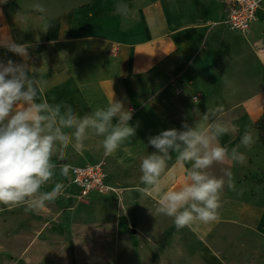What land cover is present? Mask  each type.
Listing matches in <instances>:
<instances>
[{
  "label": "crops",
  "instance_id": "crops-1",
  "mask_svg": "<svg viewBox=\"0 0 264 264\" xmlns=\"http://www.w3.org/2000/svg\"><path fill=\"white\" fill-rule=\"evenodd\" d=\"M117 3L129 5L128 17L116 12ZM64 4L66 8L57 14L17 1L0 6V39L29 45L27 61L0 46V61L28 63L35 70L31 75L42 82L41 98L70 104L81 116L106 106L114 96L132 111L129 125L136 133L107 157L102 148L97 149L101 138L90 137L79 150L70 146L64 161L54 155L58 166L70 163L82 167L102 161L106 171L107 162L114 157L118 172L133 184L139 182L140 158L155 151L148 143L150 137L173 128L183 130L184 123L194 126L201 121L199 113L212 111L209 101L187 115L172 96L174 81L192 85L204 101L218 96L219 106L222 101L235 103L228 110L233 135L229 149L240 143L245 130L264 113V59L251 50L255 42L264 46V0L246 33L225 24L221 0H64ZM45 22L51 24L47 32L43 31ZM221 81L225 84L219 87ZM226 138L220 136L219 143H225ZM175 155L172 153L169 169L175 164ZM184 178V169L177 166L169 186H179ZM54 181H58L55 176ZM68 181L78 196L79 190ZM105 183L123 192L108 176ZM53 186L50 182L44 187L50 191ZM131 190L139 193L135 187ZM141 197L130 203V215L126 214L120 225L127 219L135 225L141 217L153 219L156 200ZM221 202L218 221L185 228L198 240L235 227L247 234L260 231L264 210L245 196L240 186L227 188ZM165 230H171L169 240ZM165 230L158 235L159 242L154 241L155 234L138 237L141 255L148 258L160 250L172 252L181 247L172 218ZM216 241L225 244L223 237L216 236Z\"/></svg>",
  "mask_w": 264,
  "mask_h": 264
},
{
  "label": "clouds",
  "instance_id": "clouds-1",
  "mask_svg": "<svg viewBox=\"0 0 264 264\" xmlns=\"http://www.w3.org/2000/svg\"><path fill=\"white\" fill-rule=\"evenodd\" d=\"M35 7L43 11L41 5ZM115 9L122 17L130 15L127 3H117ZM50 27L45 22L43 31ZM0 46L27 61L29 45L4 37ZM33 72L26 62L0 61V205L9 209L23 206L26 212H38L70 195L66 191L70 185L54 181V176L59 167L60 176L70 180L76 169L70 163L58 166L54 155L64 161L70 146L79 150L86 140L96 137L101 138L97 149L102 148L105 157L112 156L136 133L129 125L132 111L114 96L106 106L81 116L70 104L42 99V82L31 75ZM193 103L198 105V98L193 97ZM222 111L207 110L194 126L184 123L183 130L173 128L150 137L148 143L155 151L140 158L135 190L156 200L155 212L172 218L177 231L219 220L224 187L234 190V183L231 171L217 177L210 169L226 160L244 163L246 156L240 147L250 149L255 143L246 129L239 144L231 149L222 146L219 137L229 129L212 119ZM172 153L176 154L175 164L169 169ZM177 166L184 169L185 178L179 186L171 187L169 177ZM50 182L54 183L51 190L43 191Z\"/></svg>",
  "mask_w": 264,
  "mask_h": 264
},
{
  "label": "rangeland",
  "instance_id": "rangeland-1",
  "mask_svg": "<svg viewBox=\"0 0 264 264\" xmlns=\"http://www.w3.org/2000/svg\"><path fill=\"white\" fill-rule=\"evenodd\" d=\"M11 1L32 7L41 5L54 14L66 8L64 0H0V6ZM261 5L262 0L260 8ZM259 48L257 42L252 45L254 55H258ZM224 84L225 81H221L219 87ZM171 87L173 98L187 115L209 101V105H213L212 111L223 108L212 119H218L229 129L231 117L228 110L235 105L231 98L219 106L220 97L211 96L204 101V96L195 92L190 84L174 81ZM193 97L198 98V105L193 103ZM221 97L226 98L225 95ZM250 131L255 143L250 149L243 146L239 149L246 156L245 162L226 160L214 164L210 171L217 177L224 176L226 170L231 171L233 183L264 210V113ZM225 135L229 141L224 139L226 142L222 146L229 148L233 135L230 131ZM116 162L111 157L104 171L111 183L122 188L123 192L115 189L117 192L80 199L68 187V198L61 197L38 212H26L23 206L9 209L0 205V264H264V221L260 231L247 234L235 227L225 233H214L212 238L204 240H198L183 228L175 232L177 242H181L180 248L172 252L163 249L148 258L141 255L138 237L155 234L154 241L159 242L158 235L168 227L171 218L163 220L154 210L153 219L141 217L136 225L127 219L125 225H120L121 219L130 215V203L139 200L140 194L135 195L131 190L139 182L128 181L123 172H118ZM55 177L69 184L59 172ZM227 188L225 185L221 199ZM42 190L47 191L45 187ZM144 198L149 197L140 199ZM166 232L169 240L171 230ZM216 236L223 237L225 244L216 241Z\"/></svg>",
  "mask_w": 264,
  "mask_h": 264
},
{
  "label": "built area",
  "instance_id": "built-area-1",
  "mask_svg": "<svg viewBox=\"0 0 264 264\" xmlns=\"http://www.w3.org/2000/svg\"><path fill=\"white\" fill-rule=\"evenodd\" d=\"M226 13V23L239 33H246L255 20L260 7L259 0H221ZM258 55L264 59V46L258 50ZM71 183L79 190L80 199L87 198L91 193L97 195L117 192L105 183L104 163L99 161L82 167H74Z\"/></svg>",
  "mask_w": 264,
  "mask_h": 264
},
{
  "label": "water",
  "instance_id": "water-1",
  "mask_svg": "<svg viewBox=\"0 0 264 264\" xmlns=\"http://www.w3.org/2000/svg\"><path fill=\"white\" fill-rule=\"evenodd\" d=\"M132 233H134V230H132Z\"/></svg>",
  "mask_w": 264,
  "mask_h": 264
}]
</instances>
